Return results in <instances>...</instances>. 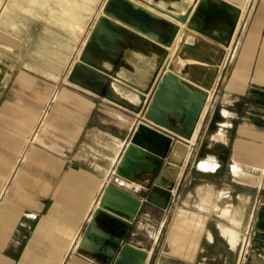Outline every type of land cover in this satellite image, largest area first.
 Segmentation results:
<instances>
[{
  "label": "crops",
  "instance_id": "obj_1",
  "mask_svg": "<svg viewBox=\"0 0 264 264\" xmlns=\"http://www.w3.org/2000/svg\"><path fill=\"white\" fill-rule=\"evenodd\" d=\"M228 1L241 8L230 44L198 33L180 51L181 75L209 97L192 138L174 136L188 152L167 190L115 172L139 122L168 131L134 109L161 76L154 60L106 63L125 104L69 80L106 0H0V264H107L80 243L108 184L142 199L126 240L144 264H264V0Z\"/></svg>",
  "mask_w": 264,
  "mask_h": 264
},
{
  "label": "water",
  "instance_id": "obj_2",
  "mask_svg": "<svg viewBox=\"0 0 264 264\" xmlns=\"http://www.w3.org/2000/svg\"><path fill=\"white\" fill-rule=\"evenodd\" d=\"M154 1L157 0H106L69 80L125 104L111 84L116 75L106 68V63L128 67V58L138 55L154 60V76H161L154 88L152 83L137 91L140 103L134 109L143 110L144 118L168 131L139 122L115 172L136 182L138 175L151 173L156 178L155 185L172 190L188 152V144L178 138L174 141V136L192 138L209 97L208 90L181 75V48L198 33L229 45L241 8L228 0H195L182 11L178 5H160ZM152 9L176 20L163 18ZM221 19L228 22L223 27L218 24ZM213 26L220 29L224 38L209 32ZM174 46V54L170 56ZM151 91V98L143 109ZM167 170H173L174 175L169 182H164ZM152 183L146 188H151ZM131 190L162 207L169 203L156 190L149 194L138 186H132ZM141 204V198L108 184L80 246L99 255L107 264H144L148 251L126 240Z\"/></svg>",
  "mask_w": 264,
  "mask_h": 264
},
{
  "label": "built area",
  "instance_id": "obj_3",
  "mask_svg": "<svg viewBox=\"0 0 264 264\" xmlns=\"http://www.w3.org/2000/svg\"><path fill=\"white\" fill-rule=\"evenodd\" d=\"M247 244H248V236H246L245 241H244V244H243L244 253H245V248L247 247ZM244 253H243V255H244Z\"/></svg>",
  "mask_w": 264,
  "mask_h": 264
},
{
  "label": "rangeland",
  "instance_id": "obj_4",
  "mask_svg": "<svg viewBox=\"0 0 264 264\" xmlns=\"http://www.w3.org/2000/svg\"><path fill=\"white\" fill-rule=\"evenodd\" d=\"M43 1V0H42ZM49 2H53V0H49ZM42 7H44V6H42Z\"/></svg>",
  "mask_w": 264,
  "mask_h": 264
},
{
  "label": "bare ground",
  "instance_id": "obj_5",
  "mask_svg": "<svg viewBox=\"0 0 264 264\" xmlns=\"http://www.w3.org/2000/svg\"><path fill=\"white\" fill-rule=\"evenodd\" d=\"M173 54H174V53H173ZM173 54H172V55H173Z\"/></svg>",
  "mask_w": 264,
  "mask_h": 264
}]
</instances>
